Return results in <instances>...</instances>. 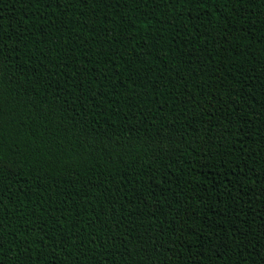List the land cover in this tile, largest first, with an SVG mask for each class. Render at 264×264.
I'll return each instance as SVG.
<instances>
[{
  "label": "trees",
  "instance_id": "16d2710c",
  "mask_svg": "<svg viewBox=\"0 0 264 264\" xmlns=\"http://www.w3.org/2000/svg\"><path fill=\"white\" fill-rule=\"evenodd\" d=\"M0 264H264V0H0Z\"/></svg>",
  "mask_w": 264,
  "mask_h": 264
}]
</instances>
